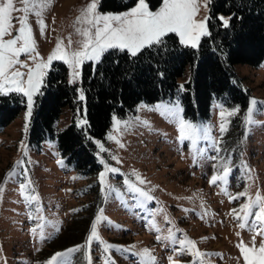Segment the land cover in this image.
<instances>
[{
	"label": "rangeland",
	"instance_id": "1",
	"mask_svg": "<svg viewBox=\"0 0 264 264\" xmlns=\"http://www.w3.org/2000/svg\"><path fill=\"white\" fill-rule=\"evenodd\" d=\"M99 1L95 0V13L102 16L126 13L138 3L119 11H102ZM208 1L195 0L194 20L204 21L206 31ZM92 2L32 0V10L27 13L35 51L21 53L19 60L27 67L17 64L13 70L25 73L26 80L28 70L37 63L48 66L41 69L31 108L21 92L0 93L24 97V107L0 127V264H47L56 253L77 246L81 247L53 264H170V258L171 264H245L237 245L243 242L253 247L254 239L259 249L264 243V235L259 234L264 224L256 223L254 217L264 208V61L257 66L240 62L232 67L231 82L247 93L245 107L213 101L207 118L190 120L183 116L182 105L173 100L139 102L122 116L113 114L103 138L93 141L99 168L91 174H80L66 160L58 151L56 138L48 137L40 146L29 142L31 115L48 69L64 66L67 80L76 82L83 64L94 66L100 59L84 60L78 68L62 59L48 61L58 40L67 48L70 38L69 51L80 48L83 37L77 28L89 26L76 20ZM162 4L163 0L156 9L147 8L156 12ZM13 5L23 8L21 0H13ZM22 15L25 13L19 10L12 12L15 18ZM41 19L43 31L38 23ZM221 19L228 22L227 17ZM12 25V34L4 39L17 34L18 19H13ZM169 33L177 35L181 43L177 33ZM204 36H199L197 46ZM110 49L121 50L105 51ZM188 75L189 67L180 82L188 80ZM253 99L257 103L250 105ZM249 107L255 123L247 122ZM85 114L84 109L72 116L70 109L63 108L54 132L65 128L71 119L85 127ZM181 121L196 128L194 137L180 138ZM225 167L227 176L210 183L213 176L224 174ZM113 168L117 171H110ZM101 173L105 174L103 183ZM21 183L28 185L23 194ZM257 195L261 203L253 205V214L245 218L242 228L232 211H239ZM32 196L37 199H30ZM80 223L84 226L73 238L70 230ZM94 223L99 238L89 241ZM70 234L72 241L52 246ZM145 249L152 259L143 254ZM196 251L204 255L196 257Z\"/></svg>",
	"mask_w": 264,
	"mask_h": 264
},
{
	"label": "trees",
	"instance_id": "2",
	"mask_svg": "<svg viewBox=\"0 0 264 264\" xmlns=\"http://www.w3.org/2000/svg\"><path fill=\"white\" fill-rule=\"evenodd\" d=\"M136 1L101 0L99 9L119 11ZM145 1L150 9L161 3ZM208 6L207 35L196 48L167 33L159 43L145 46L136 55L125 50L105 51L94 66L82 65L77 82L67 80L64 66L49 68L31 115L29 142L40 146L46 138H56L58 151L66 160L80 174H91L99 168L93 141L103 138L113 114L122 116L139 102L177 100L183 116L190 120L207 118L213 101L245 107L247 93L231 82L232 67L240 62L257 66L264 61V0H209ZM222 16L227 17V25ZM188 67L189 79L181 83ZM23 107L21 94L0 95V127ZM65 107L72 116L85 109V127L71 119L55 133V121ZM82 226L70 230L73 238ZM61 241L52 246L72 241L71 234Z\"/></svg>",
	"mask_w": 264,
	"mask_h": 264
},
{
	"label": "snow or ice",
	"instance_id": "3",
	"mask_svg": "<svg viewBox=\"0 0 264 264\" xmlns=\"http://www.w3.org/2000/svg\"><path fill=\"white\" fill-rule=\"evenodd\" d=\"M32 0H21L23 4L22 9H15L13 0H0V93L8 91L21 92L28 97V105L31 108L32 96L39 88V78L43 75L41 69L46 68L47 63H37L34 69L30 68L27 72V79H24L25 73L19 70H13L15 65L19 64L20 67H27L19 60L21 53H30L35 51L34 40L31 35V28L27 22V13L32 10ZM50 2V0H48ZM96 3L93 0L86 8L81 10V16L77 17L76 23L87 24L89 27L84 29L77 28L78 34L83 39L79 42L80 48L76 51H69L71 46V39L69 38L68 47H62V42L57 41V46L53 49L48 57V61L53 59H62L73 67L78 68L84 60H98L103 51L108 48H120L121 50H128L132 55H136L145 46L153 43H159L161 38L169 32L177 33L181 38V43L191 44L193 47L197 46V41L200 35H206V25L204 21L197 22L194 16L197 12L195 0H163L162 6L156 12H150L144 0H138L135 7L130 11L120 15H99L95 13ZM22 11L25 15L18 18L12 16L13 11ZM39 15V13H37ZM18 19L19 28L16 29V35L10 39H4L5 36L12 34V21ZM207 17H205V20ZM223 19V18H222ZM43 31V20H38ZM227 25V21H224ZM94 30V31H93ZM38 55V54H37ZM78 75V73L76 74ZM81 99L83 96L81 95ZM257 101L254 99L250 101V105H255ZM253 109L249 107V116L247 117L248 123H255L251 120V113ZM230 114H234L230 113ZM224 113H221L223 119ZM118 123V122H117ZM180 138H192L196 134V128L187 122H180ZM221 132L225 131V123H221ZM110 171H117L110 169ZM229 169L225 167L222 176H213L210 183H215L217 180H223ZM9 175H12L11 173ZM104 173L100 174L101 182L104 181ZM143 183L144 181H140ZM30 183V182H29ZM28 187L27 184L21 183L20 190L23 194L24 190ZM132 190L140 192L141 195H146L139 188ZM3 188L0 187V192ZM239 195H245L240 193ZM235 199L236 197H231ZM30 199L35 200L37 197L32 196ZM261 203L259 195L249 203L241 206L240 210L233 209L232 215L234 218L241 221L240 227H245L243 222L246 217L252 213L253 205ZM243 213V215H240ZM255 222L264 224V208L254 213ZM99 219V217H98ZM264 235V231L259 233ZM93 238L98 239L95 230V223L92 226V233L88 237L91 241ZM192 248L195 247L194 242H187ZM253 247H247L241 242L237 245L243 256L245 264H264V243H261L259 249L255 248V240L253 239ZM81 246L73 249H68L67 252L56 253L47 264H53L60 257H64L67 253L77 250ZM144 255H149L148 251L143 250ZM204 254L196 251L194 256L199 257ZM171 264V258H170ZM203 264V262H202Z\"/></svg>",
	"mask_w": 264,
	"mask_h": 264
}]
</instances>
